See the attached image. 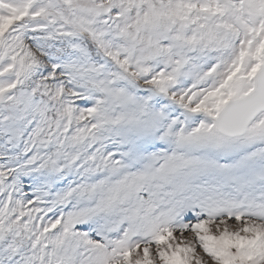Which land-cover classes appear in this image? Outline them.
<instances>
[{
    "label": "snow or ice",
    "instance_id": "1",
    "mask_svg": "<svg viewBox=\"0 0 264 264\" xmlns=\"http://www.w3.org/2000/svg\"><path fill=\"white\" fill-rule=\"evenodd\" d=\"M0 264H264V0H0Z\"/></svg>",
    "mask_w": 264,
    "mask_h": 264
}]
</instances>
